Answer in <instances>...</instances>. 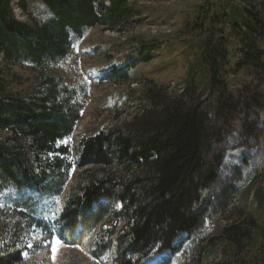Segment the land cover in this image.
I'll return each instance as SVG.
<instances>
[{
	"label": "trees",
	"instance_id": "16d2710c",
	"mask_svg": "<svg viewBox=\"0 0 264 264\" xmlns=\"http://www.w3.org/2000/svg\"><path fill=\"white\" fill-rule=\"evenodd\" d=\"M41 1L52 16L30 24L16 18L15 0H0V191L22 194L9 206V216L0 209L7 219L0 232V264H22L27 253L41 249L34 235L45 225L38 215L41 199L59 198L75 167L84 169L85 178L71 188L58 220L62 229L73 232L81 226L82 233L95 234V258L145 264L165 250L180 255L194 238L200 246L208 237L204 225L212 210L229 213L238 189L220 178L214 144L223 141L198 90L207 84L220 94L217 113H230L244 103L264 109V0H245L248 9L224 0L235 23L219 35L211 19L212 0L195 6L188 25L202 36L197 55L201 80L195 85L189 74L184 91L174 94L147 79L140 98L143 110L116 130L82 137L75 163L65 141L75 132L84 104L52 69L72 54L75 35L100 25L116 28L132 10L119 1L110 7L99 6V0ZM20 63L31 66L36 84L24 94H10L4 68ZM242 69L252 70L257 84L244 83L237 90L229 75ZM104 79L127 82L131 77L128 69L113 68ZM261 181L253 198L264 212V174ZM214 188L219 189L212 194ZM228 215L213 240L229 258L226 264H264V224L244 210ZM120 219L127 228L118 230ZM181 234L186 239L175 245Z\"/></svg>",
	"mask_w": 264,
	"mask_h": 264
},
{
	"label": "rangeland",
	"instance_id": "374dc122",
	"mask_svg": "<svg viewBox=\"0 0 264 264\" xmlns=\"http://www.w3.org/2000/svg\"><path fill=\"white\" fill-rule=\"evenodd\" d=\"M117 1L131 9L132 15L116 28L100 25L87 28L81 36L75 35L72 54L52 69L65 85L77 90L84 104L75 132L65 141L72 148L69 159L72 163L78 160L76 148L82 137L95 135L104 128L116 130L143 110L140 98L147 79L168 87L174 94L184 91L189 74L193 84L197 85L201 80L197 55L202 36L193 32L192 25L188 24L193 21L195 6L203 0H99L98 5L110 7ZM232 1L240 8L248 9L245 0ZM12 8L18 20L30 24L43 22L52 16L41 0H24L23 4L15 0ZM210 12L218 35L229 33L234 28L232 9L224 0H212ZM133 52L138 54L136 61L130 58ZM113 68L128 69L131 79L127 82L104 79ZM3 74L10 94H24L36 84V73L27 63L7 64ZM229 78L237 90L244 83L257 84V76L250 69L236 71ZM262 79L260 92L264 102V75ZM198 91L212 127L223 141L220 146L214 144L219 150L217 156L220 155L217 162L220 178L227 185L235 184L238 192L229 213L222 214L216 208L212 210L204 225L208 236L206 241L199 246L198 238H194L184 244L180 255L167 253L162 259L167 260V264H226L229 258L225 259L221 245L213 243V240L230 219L228 214L244 210L264 224V212L256 208L253 198V191L262 184L261 175L264 174V109L259 110L257 106L251 108L244 103L230 113H217L216 101L220 94L209 90L207 84ZM118 172L119 176L124 175ZM85 173L83 168L75 167L59 198L41 199L38 215L45 225L34 235L42 247L38 252L27 253L22 264H111L108 257L95 258L92 254L95 250L93 235L82 233L79 229L73 232L62 229L58 220L71 188L85 178ZM218 189L214 188L212 194ZM205 194L206 191L203 192ZM21 196L9 190L0 191V209L9 216V206ZM6 221L5 215H0V232ZM126 224L124 219H120L118 230L127 228ZM102 228H108L107 224ZM50 236L49 241L45 239ZM185 239L186 235L181 234L175 245ZM56 240L60 243L55 245L54 251ZM155 259L146 264H154Z\"/></svg>",
	"mask_w": 264,
	"mask_h": 264
},
{
	"label": "snow or ice",
	"instance_id": "6c2138e0",
	"mask_svg": "<svg viewBox=\"0 0 264 264\" xmlns=\"http://www.w3.org/2000/svg\"><path fill=\"white\" fill-rule=\"evenodd\" d=\"M60 243V241L59 240H56V241H54V244H53V247H54V251H55V245H58ZM31 246V245H30ZM55 258V257H54ZM152 258H154V257H152Z\"/></svg>",
	"mask_w": 264,
	"mask_h": 264
}]
</instances>
